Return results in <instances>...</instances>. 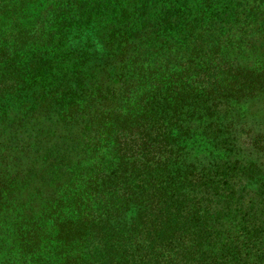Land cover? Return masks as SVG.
I'll list each match as a JSON object with an SVG mask.
<instances>
[{"label":"trees","instance_id":"16d2710c","mask_svg":"<svg viewBox=\"0 0 264 264\" xmlns=\"http://www.w3.org/2000/svg\"><path fill=\"white\" fill-rule=\"evenodd\" d=\"M264 0H0V264H264Z\"/></svg>","mask_w":264,"mask_h":264},{"label":"rangeland","instance_id":"374dc122","mask_svg":"<svg viewBox=\"0 0 264 264\" xmlns=\"http://www.w3.org/2000/svg\"><path fill=\"white\" fill-rule=\"evenodd\" d=\"M261 103L259 101H250L249 103H245L242 105L243 108H247L248 107V110H247V113L249 115L250 118H260L259 116H256L254 115L250 110L252 109H258V108H261L260 105ZM262 109V108H261ZM264 110V109H262Z\"/></svg>","mask_w":264,"mask_h":264}]
</instances>
